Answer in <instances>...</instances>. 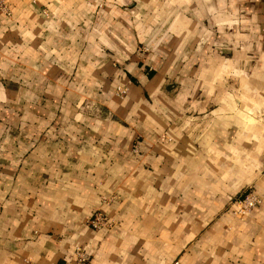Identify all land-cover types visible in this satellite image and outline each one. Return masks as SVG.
Instances as JSON below:
<instances>
[{"label": "crops", "instance_id": "obj_1", "mask_svg": "<svg viewBox=\"0 0 264 264\" xmlns=\"http://www.w3.org/2000/svg\"><path fill=\"white\" fill-rule=\"evenodd\" d=\"M4 2L0 264H264V0Z\"/></svg>", "mask_w": 264, "mask_h": 264}, {"label": "built area", "instance_id": "obj_2", "mask_svg": "<svg viewBox=\"0 0 264 264\" xmlns=\"http://www.w3.org/2000/svg\"><path fill=\"white\" fill-rule=\"evenodd\" d=\"M0 13L9 15V10L4 2L0 0ZM119 93L124 92V88H117ZM259 202V197L256 192L249 188L239 195L235 196L232 201V211L236 214H244L248 212L254 205ZM88 225L93 229H98L101 227H107L110 224V221L106 218L104 213L100 210H95L92 212L91 216L87 221ZM73 264H90L89 253L81 246H75L72 250ZM177 264V261H174ZM63 264H68L65 262Z\"/></svg>", "mask_w": 264, "mask_h": 264}]
</instances>
